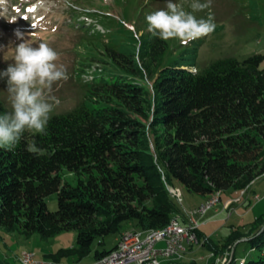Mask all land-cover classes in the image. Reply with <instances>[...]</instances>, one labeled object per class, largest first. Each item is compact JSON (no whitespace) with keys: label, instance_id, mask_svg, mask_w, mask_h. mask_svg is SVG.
<instances>
[{"label":"trees","instance_id":"16d2710c","mask_svg":"<svg viewBox=\"0 0 264 264\" xmlns=\"http://www.w3.org/2000/svg\"><path fill=\"white\" fill-rule=\"evenodd\" d=\"M98 38L115 72L83 83L81 100L52 115L46 134L25 133L13 150L0 148V227L44 241L75 231V246L45 255L54 262L91 254L94 261L115 247L92 251L96 241L165 227L182 212L170 188L207 197L202 203L219 194L220 203L223 193L240 195L264 175L262 55L196 69L202 40L175 52L150 32L134 50ZM52 194L55 211L46 203ZM194 232L214 259L228 252L224 264H264V219L220 245ZM242 238L261 253L257 260L236 262Z\"/></svg>","mask_w":264,"mask_h":264},{"label":"rangeland","instance_id":"374dc122","mask_svg":"<svg viewBox=\"0 0 264 264\" xmlns=\"http://www.w3.org/2000/svg\"><path fill=\"white\" fill-rule=\"evenodd\" d=\"M173 2L183 5L186 11H191L189 6L192 0ZM200 2H207L209 7L194 14L198 19L210 16L215 28L209 34L195 39L202 40L198 47L196 69H202L222 58L243 60L256 54L264 57V0ZM165 7L166 0H4L0 3V70L13 62L15 46L21 42L16 39L15 30L24 32L27 42L34 47L41 42L47 43L58 53L57 64L64 66L67 79L55 82L51 89H45V98L53 104L50 116L64 113L75 107L83 97V83L90 82L95 76L115 72L98 37L106 42L115 38L122 48L137 49L139 38L149 32L146 16ZM74 17L77 23L72 20ZM89 24L91 29L87 30ZM168 41L175 52L191 43H183L179 39ZM0 102L6 112L11 111L3 80H0ZM62 174L64 180L73 183L72 174L67 171ZM179 188L182 194L180 200L183 201L182 206H179L182 210L180 215L185 222H189L192 218L186 215L185 210L196 208L203 196L190 193L183 187ZM245 192L240 195L234 191L223 193L220 203L204 217H196L199 222L208 220L200 224V231L205 232L216 245L222 244L232 231L246 235L255 220L264 219V175L254 180ZM258 195L260 200L257 199ZM234 198L235 201L239 198V201L226 208ZM228 199L230 200L225 203ZM46 203L48 210L55 211L57 195H50ZM129 227L133 225L130 224ZM118 236L119 234H115L106 237L101 245L94 242L92 251L111 249ZM75 237V231H64L47 241L40 239L38 235L26 239L0 227V264H21L19 257L23 251L33 253L37 261L44 260L49 253L75 246ZM234 246L236 262L242 259L254 261L261 254L259 251H250V243L245 238L237 240ZM92 255L83 262L92 260ZM74 261L75 258L71 257L64 259L62 263L74 264ZM227 261L228 252L214 259L210 251L199 244L189 248L179 260L170 264H224Z\"/></svg>","mask_w":264,"mask_h":264},{"label":"clouds","instance_id":"9594fccd","mask_svg":"<svg viewBox=\"0 0 264 264\" xmlns=\"http://www.w3.org/2000/svg\"><path fill=\"white\" fill-rule=\"evenodd\" d=\"M189 7L191 11H186L183 5L166 0L165 8L146 16L148 31L164 41L179 39L187 43L214 30L215 24L210 16L198 19L194 14L209 7L207 2L192 0ZM14 35L21 42L15 46L13 62L0 70V80L6 83L11 105L10 112L0 114V148L9 151L17 146L26 132L46 134L53 104L45 98V89L67 79L66 69L57 64L58 53L47 43L41 42L34 47L19 29Z\"/></svg>","mask_w":264,"mask_h":264},{"label":"built area","instance_id":"2783aa9c","mask_svg":"<svg viewBox=\"0 0 264 264\" xmlns=\"http://www.w3.org/2000/svg\"><path fill=\"white\" fill-rule=\"evenodd\" d=\"M260 200V196L257 197ZM232 203H237L234 201ZM229 203V206L232 204ZM177 204L182 206L183 201L177 197ZM216 205V203H215ZM215 205H207L205 207H196L194 209L185 210L186 215L192 220L185 222L180 215L173 217V225L170 226V232L167 235L158 237L144 238L142 247H135L136 230L123 231V241H132V248L128 252H119V258L113 259L111 264H124L125 262H133L140 264V259L147 256H154L153 264H163V257H171V262L175 256V251L184 250V245L193 243L192 232L199 228L196 216L205 215ZM121 242V243H122ZM160 244H163L160 246ZM21 264H38L33 258H27L26 251H23L19 257Z\"/></svg>","mask_w":264,"mask_h":264},{"label":"bare ground","instance_id":"6f19581e","mask_svg":"<svg viewBox=\"0 0 264 264\" xmlns=\"http://www.w3.org/2000/svg\"><path fill=\"white\" fill-rule=\"evenodd\" d=\"M193 71H195L193 69ZM170 192L174 194L176 197H180V192L177 190H174L170 188ZM241 194H245V191H242ZM239 201V198L236 199L235 202ZM219 202V194L213 195L207 202L200 204L198 207H205L207 205H215ZM229 203H232L231 201ZM229 203L226 205V208L229 207ZM173 225V218L169 221V223L161 228L156 230H149L145 234H142L141 232H136V238H135V247H142L144 245V238L148 237H158L167 235L170 232V226ZM196 230V229H194ZM133 231V230H128ZM141 236H143L141 238ZM123 233L119 236L115 247L106 255L101 257L100 259L94 260L90 263H83L81 261L75 262L74 264H111L113 262V259L119 258V252H128L132 248V241H123ZM192 240L193 243H188V245H184V250L181 251H175V256L173 257V260H179L188 250L189 247L195 246L198 244L197 237L195 235V232H192ZM122 242V243H121ZM27 253V258H33L34 261L38 264H64L62 262H54L52 260L44 259V260H35L33 253ZM171 260V257H163V262ZM154 263V256H147L143 257V259H140V264H153ZM124 264H133V262H125ZM164 264V263H163Z\"/></svg>","mask_w":264,"mask_h":264},{"label":"crops","instance_id":"0c3cea01","mask_svg":"<svg viewBox=\"0 0 264 264\" xmlns=\"http://www.w3.org/2000/svg\"><path fill=\"white\" fill-rule=\"evenodd\" d=\"M206 198H207V197H203V198L200 200V203H199V204H201V203L204 201V199H206ZM199 204H198V205H199ZM222 208H223V206H222ZM210 210H211V209H210ZM223 210H225V209H223ZM206 214H207V213H206ZM206 214H205V215H206ZM205 215H203V216H196V217H198V218H202V217H204ZM195 219H196V218H195ZM196 220H197L199 226H200V224L202 225L203 223H205V222L208 221V220H207V221H203V220H202L201 222H199L198 219H196ZM198 229L200 230V227H199ZM202 233L205 235V232L202 231ZM205 236H206V235H205ZM207 236H208V235H207ZM207 236H206V237H207ZM118 238H119V236H118ZM118 238L116 239L114 245H116V242H117ZM114 245H113V247H114ZM161 245H163V244H160V246H161ZM193 247H194V246H193ZM188 249H189V248H188ZM193 249H194V248H193ZM92 261H93V260H90V261L85 262V263H89V262H92ZM173 261H174V260H173ZM82 262H83V261H82ZM83 263H84V262H83ZM163 263H164V264H170V263H171V260L164 261ZM66 264H67V263H66Z\"/></svg>","mask_w":264,"mask_h":264}]
</instances>
